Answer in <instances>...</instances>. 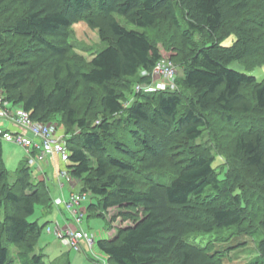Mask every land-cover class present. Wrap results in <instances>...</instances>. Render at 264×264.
<instances>
[{
    "label": "trees",
    "instance_id": "16d2710c",
    "mask_svg": "<svg viewBox=\"0 0 264 264\" xmlns=\"http://www.w3.org/2000/svg\"><path fill=\"white\" fill-rule=\"evenodd\" d=\"M7 1L0 0V15L10 9ZM13 2L21 6V13L0 24L2 36L20 40L9 41L0 51L4 100L22 108L33 121L55 122L64 131L69 153L65 168L75 183L81 182V191L97 199L88 213L105 218L109 209L121 207L142 215L137 219L138 213L126 211L124 216L134 224L96 243L108 264H223L227 248L214 250L211 242L201 248L184 237L232 227L249 236L263 231L256 244L258 258L248 264H264V80L229 68L248 58L259 59L254 67L264 65V0ZM223 9L235 16L230 29L224 30ZM162 11L188 47L179 63L182 69L177 66V89L135 93L137 84L150 81L142 71L150 74L160 59L176 64L173 51H164L171 53L164 57L146 33ZM115 15L142 30L122 26ZM95 17L107 21L111 39L104 38V27L94 24ZM84 19L98 30L105 48L87 62H61L68 52L64 37L72 24ZM195 35L217 40L198 43ZM59 36L63 47L55 39ZM230 36L235 37L233 44L223 46ZM25 51L46 59L30 62ZM42 73L50 74V83ZM247 88L246 101L242 91ZM211 113L220 114L226 123L241 118L230 153L224 155L241 168L227 169L221 179L215 158L196 147L204 131H216ZM170 140L172 145L163 147ZM177 142L185 143L187 155L164 171L162 152ZM135 177L142 178L140 187ZM167 178L170 182L164 183ZM39 186L27 159L9 175L0 140V264H46L45 255L37 251L45 225L30 217L37 206L43 214L54 207ZM249 221L253 225L245 229Z\"/></svg>",
    "mask_w": 264,
    "mask_h": 264
},
{
    "label": "rangeland",
    "instance_id": "374dc122",
    "mask_svg": "<svg viewBox=\"0 0 264 264\" xmlns=\"http://www.w3.org/2000/svg\"><path fill=\"white\" fill-rule=\"evenodd\" d=\"M10 9L7 10V13H2L0 15V24L5 25L7 18L15 17L21 13V6L17 3L13 2V0H8L5 4ZM225 14V29H230L235 24V16L229 13L227 10L223 9ZM116 20L128 29L138 30L141 31L142 29L136 28L134 25L130 23L128 19L125 17L114 16ZM95 25H100L105 31V39H111L108 31H107V21L99 20V17L92 18ZM10 21V20H9ZM149 35L152 42L158 44L159 49L162 52V55L165 57L170 56L171 53H165L164 51H170L175 54L174 64L177 68V72L179 71V67L182 69L181 64L188 47H186L185 42L182 38L181 32L176 26L173 25L169 16L162 11L159 13L157 21L155 25L146 31ZM2 39V43H0V51L2 47L5 49L8 47L9 41H13L12 43L20 44V40H8L5 36L0 34ZM217 36L214 39H210L205 35H195L194 41L198 43L206 42H214L217 40ZM55 39H58L59 42H62V36H59ZM65 45L67 47L68 52L66 53V60L62 58L61 62H73L76 59H82L85 62L90 61L92 56L100 52L105 48V42L101 40L98 30L93 26H90L86 19L79 20L72 24L68 30L67 35L64 37ZM235 41L234 36H230L224 39L222 45L223 46H231ZM61 47H63V42L61 43ZM28 60L30 62H37L43 61L46 59V56H41L38 54L31 53L30 51L24 52ZM258 58H248L243 61L233 62L229 65V68L235 71L244 72L250 76H253L257 79L258 82L264 80V65L257 66L256 63L258 62ZM70 63V62H69ZM71 65V63H70ZM179 65V67H177ZM182 65V64H181ZM254 67V68H253ZM180 75V72H179ZM41 77L50 83V74L42 73ZM31 79V78H30ZM28 81L27 85L24 86L23 90H28L30 86V80ZM245 100L247 101L246 97H250V88L244 89L242 91ZM212 115V127L216 129V131H211L209 133L207 130L202 133V137L197 140L196 147L198 149H204L205 152H210L209 154L215 158L214 167L217 169V173L220 176V179L223 178L222 174L227 169H239L241 166L235 159L229 158L231 160H226L224 155L230 153V145L232 143L233 135L241 129V125L238 124L240 117L238 119L233 117L232 122L226 123L223 118H221L220 114L218 113H211ZM261 115V113L259 114ZM91 116V115H90ZM89 116V117H90ZM263 116V115H262ZM260 121V120H259ZM258 123V122H257ZM55 125V122L51 123ZM238 124V125H237ZM244 127L247 126L246 123H243ZM211 127V126H210ZM60 133L64 134L62 129H58ZM179 134V132H178ZM182 133L179 134V136ZM177 136V137H179ZM158 140L159 138H155ZM173 139H175L173 137ZM172 139V140H173ZM184 141V140H183ZM172 141L170 140L167 142V145L164 144L163 147H169L172 145ZM2 144V162L5 169L8 171L9 175H15L16 170L18 169L20 163L23 160H28L29 155L26 153V150L23 147H20L13 143H8L1 140ZM185 143L177 142L176 145H173L169 148V151H163L162 156L164 157V161L166 162V166L164 167V171H171L172 166L171 163H181V157L187 155L185 153L186 149L184 148ZM223 156H222V155ZM91 159L94 161L95 158L90 156ZM54 159L49 158V163L43 160L42 162L48 163L45 168L46 173L43 174L44 181H39L37 174L38 170L41 168H37L36 165L31 164V176L33 177V181L36 184H39V187L44 188L47 192L49 198L57 199V198H67L71 194L74 193H88L87 191H81V182H77L74 185L72 184L67 188L66 195L61 192L57 193L56 188L54 185H57L58 179V171L60 166V159L57 155H54ZM42 170L40 171V174ZM249 174L253 173V171H249ZM164 183H169V178L162 179ZM135 181H137L139 187L142 183V178L135 177ZM157 182H159L156 179ZM55 188V189H54ZM66 189V188H65ZM51 200V204L52 199ZM90 203H97V199L95 197L89 196L88 199L81 205V209L84 212V216L82 218L81 230L86 233L88 236H93L95 240V244L93 245L92 249L90 250L85 242H81V249L79 252L73 251L69 249L66 245L62 242L57 240L53 235H49L46 233V229L50 228L52 231L58 227L60 230L65 231L66 229H70L71 231L80 230L71 222V215L65 210H58L56 208L50 210L46 214L41 212L39 206L36 207L35 213L30 220L36 221L39 226H44L39 241L37 251L38 253L44 254V261L46 264H58L63 260H69L70 264H108L106 257L98 250L96 243L99 240L108 239L110 233L113 235L110 237L112 239L118 228H125L127 226H131L134 224V220H128L124 216L126 211H132V213H138L137 219L141 218V213L136 212L134 210H125L121 207L111 208L109 209L104 217L102 218L98 216V212H87V208ZM54 206V205H53ZM61 211V212H59ZM250 223V224H249ZM249 225H253L252 222H247L244 225L246 229ZM263 238V231L256 235L249 236L243 234H237L235 228H228L220 231H216L213 233H190L184 237V241L190 243L192 245L199 246L204 248L208 243H212L214 245V250H221L223 248H227L226 256L223 258V264H248L251 261H255L258 258V253L256 251V244L259 240ZM12 252L15 254L18 252L16 249H12Z\"/></svg>",
    "mask_w": 264,
    "mask_h": 264
},
{
    "label": "built area",
    "instance_id": "2783aa9c",
    "mask_svg": "<svg viewBox=\"0 0 264 264\" xmlns=\"http://www.w3.org/2000/svg\"><path fill=\"white\" fill-rule=\"evenodd\" d=\"M177 68L174 63L167 59H160L156 62L152 72L148 74L142 71L141 75L150 77L149 82L137 84L134 92L138 93H155L161 91H173L177 89L176 76ZM0 120L10 123L15 127V131L0 130V140L16 144L23 147L29 155V164H34L35 160L57 155L62 164L58 171V186L63 189L64 186H71L74 179L66 175V164L68 163V148L66 136L58 131L56 125L34 123L29 114L20 107H14L4 100L0 91ZM35 154V155H32ZM37 153V154H36ZM37 155V156H36ZM89 193H74L67 198H57L53 200L54 207L65 210L71 215V222L80 228L84 212L81 205L88 199ZM46 233L53 235L57 240L62 242L69 249L79 252L81 242H85L91 250L95 244L93 236H88L81 228L80 230L71 231L69 228L65 231L56 227L53 231L46 229Z\"/></svg>",
    "mask_w": 264,
    "mask_h": 264
},
{
    "label": "crops",
    "instance_id": "0c3cea01",
    "mask_svg": "<svg viewBox=\"0 0 264 264\" xmlns=\"http://www.w3.org/2000/svg\"><path fill=\"white\" fill-rule=\"evenodd\" d=\"M0 130H3V131H15L16 129H15V127H13V125H11L10 123H7V122H5V121H2V120H0ZM37 154V153H36ZM32 155H35V154H33L32 153ZM37 156V155H36ZM54 157V156H53ZM53 157H48V158H44L43 160L46 162V160L48 161V163H49V158H51V159H54ZM43 160H35V162H34V164L33 165H36L37 166V168H41L40 170H38V174H37V177H38V179H39V181H44V176H43V174L44 173H46V171H45V168H46V166L48 165V163H43L42 161ZM62 165V164H61ZM61 168L63 167V166H60ZM42 170V173L40 174V171ZM54 187L56 188H54L55 190H56V192L57 193H61V192H63L65 195H66V191L65 190H67V188H68V186L66 185V186H64V188L63 189H61L59 186H58V183H57V185L55 186L54 185ZM66 188V189H65ZM68 195H66V197H67ZM50 198H51V196H50ZM52 199V201H53V198H51ZM59 212H61V211H59ZM113 235V233H110V237ZM110 237L108 238V239H110Z\"/></svg>",
    "mask_w": 264,
    "mask_h": 264
},
{
    "label": "bare ground",
    "instance_id": "6f19581e",
    "mask_svg": "<svg viewBox=\"0 0 264 264\" xmlns=\"http://www.w3.org/2000/svg\"><path fill=\"white\" fill-rule=\"evenodd\" d=\"M30 117V116H29ZM32 120V119H31ZM32 122H34V123H39V124H48V123H40V122H37V121H33L32 120ZM30 165V164H29ZM66 172V175H69L68 174V172L67 171H65ZM73 185L75 184V181H73V183H72ZM53 202V201H52ZM54 205V203H52V206ZM54 207V206H53ZM55 208V207H54ZM57 209V208H56ZM58 210H60V209H58Z\"/></svg>",
    "mask_w": 264,
    "mask_h": 264
}]
</instances>
